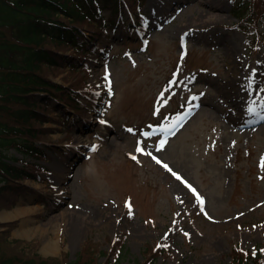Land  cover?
I'll return each instance as SVG.
<instances>
[{
	"label": "rangeland",
	"instance_id": "1",
	"mask_svg": "<svg viewBox=\"0 0 264 264\" xmlns=\"http://www.w3.org/2000/svg\"><path fill=\"white\" fill-rule=\"evenodd\" d=\"M245 5L239 22L233 8ZM142 13V30L120 27L85 58L79 114L50 104L38 134L56 150L38 145L41 181L25 180L31 194L0 210L2 247L29 243L41 258L73 262L93 245L99 262L121 264L142 263L151 246L164 249L155 264H230L237 247L252 257L244 264H264V116L240 127L264 109V0H146ZM22 224L35 230L20 237Z\"/></svg>",
	"mask_w": 264,
	"mask_h": 264
},
{
	"label": "trees",
	"instance_id": "2",
	"mask_svg": "<svg viewBox=\"0 0 264 264\" xmlns=\"http://www.w3.org/2000/svg\"><path fill=\"white\" fill-rule=\"evenodd\" d=\"M145 2L0 0V210L11 209L20 195L31 191L25 180L41 181L38 171L42 169L35 162L46 160V150L52 153L56 150L43 132L38 134L41 130L38 125L49 118L50 104L64 105L75 115L81 112L77 100L86 86L82 76L88 74L85 58L96 55L100 45L116 29L123 27L132 32L142 27ZM233 9L239 22L248 18L247 5ZM253 11L262 12L255 7ZM124 14L133 16L125 25ZM50 69H65L77 75V79L67 86L57 84L47 75ZM62 111L66 121L63 106ZM9 150L36 161L19 160L9 155ZM5 242V235L0 232V264H121L118 259L99 262L103 252L93 245L77 254L73 262H61L57 258H41L36 247L29 243L15 241L14 244L20 245L16 253L5 252L2 247V243H8ZM233 251L230 264H244L243 259L250 258V254L237 247ZM158 254H162L161 249L148 248L139 264H154Z\"/></svg>",
	"mask_w": 264,
	"mask_h": 264
},
{
	"label": "bare ground",
	"instance_id": "3",
	"mask_svg": "<svg viewBox=\"0 0 264 264\" xmlns=\"http://www.w3.org/2000/svg\"><path fill=\"white\" fill-rule=\"evenodd\" d=\"M214 16L215 15H211L210 17H209V19L210 20H212L213 18H214ZM192 27V25H188L187 26V28H191ZM137 31V29L135 30V31H132V33H134V32H136ZM100 48H101V46H100ZM226 95H232V94H234L233 92H226L225 93ZM232 101H233V99H232ZM260 101L262 102V99H260ZM75 115V114H74ZM239 116L240 117H244V115H243V113H242V111H241V113H239ZM264 116V109H260V111H258V112H255L254 114H252V120L251 121H249V122H247V123H244V124H241L240 125V127H246V126H248V125H251V124H254L256 121H258L261 117H263ZM64 123H67V120L66 121H64ZM246 124V126H244ZM31 193L29 192L27 195H30ZM24 208H14L13 209V212H11L12 214L14 213V214H16V216H20V215H25L26 213H28V211L27 210H23ZM17 211H19V212H17ZM4 215V214H3ZM1 216L0 217V219H3V218H6L5 216L7 215L8 216V214H5L4 216ZM23 227V228H22ZM35 229H33V228H30L29 226H26V228H25V225L24 224H22V226L18 229V230H16V232L19 234L18 236H20V237H27L29 234H31L33 231H34ZM57 238V237H56ZM116 245H118L117 243L115 244V246ZM151 246V245H150ZM152 247V246H151ZM45 252H47V253H52V252H54V243L52 242V241H49V242H47L46 244H45ZM154 248H156L155 246H154ZM160 249L162 250V254H160V255H163V253H164V249L162 248V247H160ZM252 257H251V255H250V258L249 259H251ZM117 259H118V261H119V257H117ZM157 259V258H156ZM156 261V260H155ZM115 263V262H114ZM154 264H155V262H154Z\"/></svg>",
	"mask_w": 264,
	"mask_h": 264
},
{
	"label": "snow or ice",
	"instance_id": "4",
	"mask_svg": "<svg viewBox=\"0 0 264 264\" xmlns=\"http://www.w3.org/2000/svg\"><path fill=\"white\" fill-rule=\"evenodd\" d=\"M105 79H107V77H105ZM174 83H176V82H175V81H170V84H174ZM168 91L170 92L171 89L169 88ZM189 111H191V110H189ZM128 131H129V132H132L133 130H132V129H129ZM164 144H165V142H164V141H161V142H160V147L157 149V151L162 150V149L164 148ZM93 150H95V149H93ZM136 151H137V153H143V152L145 151V148H142V147L140 146V142H138V146H137ZM149 155H150V154H149ZM131 158H132L133 160L137 159V157H136L135 155H133ZM152 159H153V160L155 161V163H157L158 165L162 164V161H161L159 158H157V157H155V156H152ZM163 167L166 168V169H168L170 172L172 171V170L169 168V166H168L167 164H163ZM261 167L264 168V162L261 163ZM172 174L176 177V179H178V180L181 179V177H180L178 174H176L175 172H172ZM193 191H195V189H193ZM197 199H200V198L197 197ZM200 203H201V205H202V204L204 203V201H203L202 199H200ZM200 210H201V211H204V209H203L202 207H201ZM186 235H187V233H186Z\"/></svg>",
	"mask_w": 264,
	"mask_h": 264
}]
</instances>
